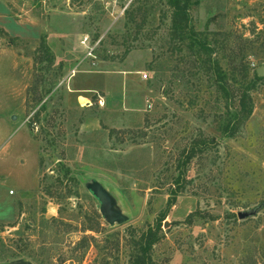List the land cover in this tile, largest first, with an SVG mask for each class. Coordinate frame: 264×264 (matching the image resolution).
<instances>
[{
  "label": "rangeland",
  "instance_id": "rangeland-1",
  "mask_svg": "<svg viewBox=\"0 0 264 264\" xmlns=\"http://www.w3.org/2000/svg\"><path fill=\"white\" fill-rule=\"evenodd\" d=\"M190 2L180 44L164 0H0V49L26 59L23 80L0 56V198L16 207L0 264H264V0ZM243 92L252 111L228 138Z\"/></svg>",
  "mask_w": 264,
  "mask_h": 264
},
{
  "label": "trees",
  "instance_id": "trees-1",
  "mask_svg": "<svg viewBox=\"0 0 264 264\" xmlns=\"http://www.w3.org/2000/svg\"><path fill=\"white\" fill-rule=\"evenodd\" d=\"M164 5L169 10V38L178 43H182L185 39H191L193 38V29L191 28L189 24V17H188V11L191 6L190 0H164ZM4 35V32L0 29V36ZM34 54L40 55V61L44 62L46 65H50V63L53 60V56L51 52L49 51V48L47 47L45 43V37L40 36L39 43L34 50ZM127 53L124 52L122 56H125ZM254 80H259L258 77L255 75L253 76ZM220 92L227 96V91L224 87L218 86ZM237 114L234 116L232 121L228 120L226 124L223 127L222 133L228 137H233L239 130L240 126L249 118L251 111H252V105L251 101L249 99V96L246 94V92L240 93L237 100ZM111 131H108V134H110ZM202 143L201 145H203ZM194 149L189 148L185 151V158H184V164H186L191 158L194 157ZM175 197L171 196L170 199L166 200L165 202V211L161 214H159L158 218L155 220V228L154 231H151L152 229H149V231L153 233L146 232L140 236V239L144 241L143 247L147 251L157 242V236L156 231L159 230L161 222L164 220L166 216V211L171 207V205L174 203ZM233 218L234 216L231 215ZM192 217L191 214L187 215L185 220H189ZM152 228V227H150ZM131 264H144V260L141 257H135Z\"/></svg>",
  "mask_w": 264,
  "mask_h": 264
},
{
  "label": "crops",
  "instance_id": "crops-1",
  "mask_svg": "<svg viewBox=\"0 0 264 264\" xmlns=\"http://www.w3.org/2000/svg\"><path fill=\"white\" fill-rule=\"evenodd\" d=\"M5 2L7 4L6 13H8V12H10L9 5H8L9 0H5ZM0 54H1L0 56L2 58H5V61H7V63L12 64L13 68H17V66H18V69H19L20 65L23 66V76H24L23 80H25L26 59H24L23 57L21 58V57L11 55L10 53L7 52L6 48H1ZM19 77H20V73H19ZM20 86H21V81L20 80L17 82L15 81L12 86H9L7 91L12 96L18 97V96H20V92H21ZM25 87L26 86L24 85L23 86V97H24ZM30 140H32V139H30ZM37 181H38V179H37ZM7 195L9 197L10 196L12 197L14 194L11 193L10 191H7ZM14 203H15L14 198H13V200H11V199L10 200H4V199L0 198V223H2V224L9 223L16 216V207H15Z\"/></svg>",
  "mask_w": 264,
  "mask_h": 264
},
{
  "label": "water",
  "instance_id": "water-1",
  "mask_svg": "<svg viewBox=\"0 0 264 264\" xmlns=\"http://www.w3.org/2000/svg\"><path fill=\"white\" fill-rule=\"evenodd\" d=\"M255 73L257 76L264 75V68L256 69ZM89 191L100 204L99 212L104 223H106L107 225H113V224H122L125 221L124 216H122L112 206L111 198L98 184L91 185ZM248 216H251V213L236 214V217L239 220H243Z\"/></svg>",
  "mask_w": 264,
  "mask_h": 264
},
{
  "label": "built area",
  "instance_id": "built-area-1",
  "mask_svg": "<svg viewBox=\"0 0 264 264\" xmlns=\"http://www.w3.org/2000/svg\"><path fill=\"white\" fill-rule=\"evenodd\" d=\"M143 78H144V76H143Z\"/></svg>",
  "mask_w": 264,
  "mask_h": 264
}]
</instances>
